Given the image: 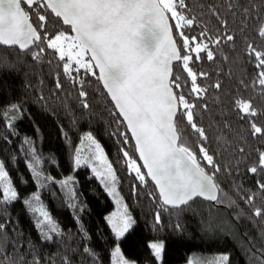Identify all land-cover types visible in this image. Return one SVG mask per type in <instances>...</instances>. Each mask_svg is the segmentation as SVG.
Returning a JSON list of instances; mask_svg holds the SVG:
<instances>
[{
	"label": "trees",
	"instance_id": "16d2710c",
	"mask_svg": "<svg viewBox=\"0 0 264 264\" xmlns=\"http://www.w3.org/2000/svg\"><path fill=\"white\" fill-rule=\"evenodd\" d=\"M221 2L188 0L190 5L203 7L193 8L199 24L192 30L185 29L186 34L197 35L199 41L203 38L198 33L207 26L210 36L229 33L236 37L234 42L210 44L213 60H208L205 52L200 53L199 60L192 53L189 67L197 74H207L197 76V84L206 87L207 92L200 96L191 93V78L179 62L174 64L173 71L185 81L179 91L196 104L195 120L208 136L207 141H202L187 121L182 120L178 124L183 138L194 151L203 143L221 167L216 179L228 199L219 204L199 200L180 209L161 207L155 184L147 176V183L142 184L129 170L123 151H128L139 165L142 163L126 123L97 77L81 69L71 73L75 79H69L63 69L64 61L53 49L45 47L40 58L35 59L31 51L0 45V91L4 96V99L0 96V160L4 161L5 170L21 197L11 203H0V224H6L0 233V243L14 259L22 256L19 264H33V257L40 264H64V257L70 264H113L112 249L117 243L123 254L138 264H188L189 260L211 259L221 254L229 255L228 264H262L264 215L257 217L253 213L255 208L264 209V190L258 187L264 183V171L254 174L249 169L257 166L259 154L264 152V135H253L251 128L252 122L264 127V96L260 94V86L252 84L258 69L254 58L247 53V45L253 43L264 48V37L258 35V27L264 23V10L261 0H251L253 11L245 23L239 12L232 16L221 9L220 18L228 20L225 28L216 16L208 13L209 5L219 6ZM32 22L36 24L35 15ZM67 28L54 15H49L44 31L54 33ZM173 32L175 35V28ZM177 43L180 44L179 39ZM32 51L38 49L32 46ZM224 56L228 59L224 60ZM96 72L98 76L97 69ZM217 81L221 82L220 89L213 87ZM81 91L87 96L82 97ZM239 99L251 100L257 115L246 116L238 109L235 101ZM14 104L19 105L20 111L10 110ZM13 114L16 119L9 128L7 117ZM85 132H91L102 144L115 170L119 192L135 221L119 239L107 220L114 207L112 197L90 166L75 169L73 163L75 150L82 141L85 145ZM122 132L128 133L127 144ZM31 148L40 157L39 168L45 176L56 181L73 177L76 207L70 206L73 203L70 194L59 183L49 181L44 187L37 184L27 166L33 160ZM240 148L244 151L240 152ZM200 155L197 151V156ZM206 170L212 171L210 166ZM141 171L145 173L143 167ZM36 192L60 229V234H51V240L43 238L36 227V216L23 204L24 198ZM253 194L255 201L249 204L247 197ZM201 202L222 210L220 216L228 224L222 233L216 235L202 223L198 205ZM154 241L164 244L162 260H157L150 248ZM86 248L90 252H85Z\"/></svg>",
	"mask_w": 264,
	"mask_h": 264
},
{
	"label": "snow or ice",
	"instance_id": "6c2138e0",
	"mask_svg": "<svg viewBox=\"0 0 264 264\" xmlns=\"http://www.w3.org/2000/svg\"><path fill=\"white\" fill-rule=\"evenodd\" d=\"M200 7L203 6L190 5L188 0H0V45L18 46L22 51H31L35 59L40 58L45 47L53 49L64 61L63 69L69 79H75L71 76L72 72L84 69L103 84L118 114L126 122L135 141V151L143 161L139 165L128 151H123L128 167L142 184L147 183L146 176L155 183L161 207L168 205L180 209L189 206L196 198L217 204L228 199L216 179L221 167L215 156L203 143L194 151L184 140L178 124L186 120L201 140L207 141L205 129L195 120L193 109L196 104L190 103L179 91L185 81L174 74L173 61L179 62V66L191 78V93L200 96L208 89L197 84V76L207 74H197L189 67V62L193 60L192 53H195L197 60L201 52L206 53L208 60H213L215 56L210 44L220 45L222 41L228 43L236 39L235 35L229 33L210 36L207 26L198 33L203 38L199 41L197 35L186 34L185 29L192 30L199 24L193 8ZM253 7L251 0L247 3L245 0H222L219 6L209 5L208 13L216 16L218 23L226 28L228 20L220 18L221 9H226L232 16L239 12L246 23ZM261 9L264 10V0H261ZM33 15L36 17L35 25L32 23ZM49 15H54L59 23L67 25V30L54 33L44 31ZM170 20L174 23H170ZM173 28L176 29L175 35ZM258 35L264 37V23L259 25ZM177 39L180 40L179 45ZM32 46L38 51H32ZM247 53L254 58L255 68L258 69L257 78L252 84H258L260 94L264 96V48L248 43ZM223 59L227 60L228 57L224 56ZM96 69L99 70L98 76ZM56 86L61 87L59 81ZM213 87L220 89L221 82L217 81ZM80 95L86 97L87 93L81 91ZM235 104L246 116L257 115L251 100L239 99ZM83 106L87 108L88 104L84 102ZM203 107L206 109L207 105ZM10 110L13 113L20 111L19 105H11ZM7 119V127L11 128V121L16 116L13 114ZM251 128L253 135H264V127L257 126L255 122L251 123ZM120 134L127 144L128 133ZM83 140L88 142V154H82V141L81 147L74 153L75 168L90 166L112 195L117 182L112 164L91 132L86 133ZM25 143L31 145L32 142L26 140ZM31 151L33 160L27 166L37 184L44 187L49 181L59 183L70 194L73 201L70 206L76 207L75 190L71 186L73 177L56 181L45 176L39 168L40 157L35 155L34 148ZM197 151L201 154L199 157ZM239 151L243 152L244 149L240 148ZM202 161L206 163L202 164ZM206 166H210L212 171H207ZM141 167L147 170L146 173L141 171ZM258 170L264 171V152L259 154L257 166L249 169L254 174ZM258 187L264 190V183L258 184ZM255 198L253 194L247 197V202L253 204ZM19 199L21 197L5 170V163L0 160V203ZM23 204L36 216V227L41 230L45 240H51L53 233L60 234L39 193L24 198ZM253 214L260 217L264 215V209L255 208ZM155 218L159 224V213ZM107 220L117 239L123 237L135 223L126 207L122 214L113 213ZM5 228L6 224H0V233ZM150 248L155 258L162 260L164 244L151 243ZM84 251L90 252V249ZM112 256L114 264H128L119 247L115 248ZM22 259V256L14 259L0 243V264H19ZM229 259L228 254H221L211 259L189 260L188 264H228ZM63 260L64 264H70L67 257ZM33 264H40L39 259L33 257Z\"/></svg>",
	"mask_w": 264,
	"mask_h": 264
},
{
	"label": "rangeland",
	"instance_id": "374dc122",
	"mask_svg": "<svg viewBox=\"0 0 264 264\" xmlns=\"http://www.w3.org/2000/svg\"><path fill=\"white\" fill-rule=\"evenodd\" d=\"M0 96L4 99V96H3V94H1V91H0ZM86 133H88V132H85V134ZM96 140H97V138H96ZM98 141V140H97ZM99 142V141H98ZM100 145H101V147L103 148V146H102V144L100 143ZM81 147V146H80ZM103 150H104V148H103ZM104 152H105V150H104ZM82 154L83 155H87L88 154V142L85 140V145H83V152H82ZM106 154V153H105ZM106 157H107V160L110 162V160H109V157H108V155L106 154ZM111 163V162H110ZM138 164V163H137ZM83 166V165H82ZM112 167H113V165H112ZM91 168V167H90ZM75 169H77V168H75ZM114 169V168H113ZM129 170H131L130 168H129ZM93 173V172H92ZM94 174V173H93ZM95 175V174H94ZM96 176V175H95ZM104 187H105V185L104 184H102ZM106 188V187H105ZM106 190H107V193L109 194V190H108V188H106ZM37 193V192H36ZM110 195V194H109ZM110 197H112V199H113V202H114V207H113V209L112 210H110V212L108 213V215H107V218L108 217H110V216H112L113 215V213H116L117 215H119V214H122L124 211H125V207L127 208V212L130 214V212H129V209H128V207L126 206V204H125V201H124V199H123V196H121V193L119 192V189H118V186H117V182H116V186H115V192L112 194V195H110ZM199 200H201V199H196L194 202L196 203V202H199ZM202 201H204V200H202ZM205 202H207V201H205ZM203 202H201V203H199L198 205L200 206H198L200 209H201V211H202V214H201V216H200V218H201V220H202V223L204 224H206V227L207 228H209V229H212L210 232H214L216 235L217 234H219V233H222L223 232V229L222 228H224V227H226V224L227 223H225L224 222V218H223V216H220V213L222 212V210L221 209H216V208H210V205H206V204H202ZM212 203H214V202H212ZM203 211H205V213H207V216H205L206 214L203 212ZM222 215V214H221ZM34 216V215H33ZM205 220H206V222H205ZM55 222V221H54ZM56 223V222H55ZM110 225V224H109ZM228 225V224H227ZM211 227H214V228H216V229H218V230H214L213 228H211ZM110 228L112 229V227H111V225H110ZM221 229H222V231H221ZM152 243H162L161 241H154V242H152ZM116 247H119L120 248V245L117 243L116 245H115V247L112 249V251H114L115 250V248ZM121 250V249H120ZM121 255L123 256V258L125 259V260H127L128 261V264H138V262L137 261H132V260H130V259H128L124 254H123V252L121 251ZM112 262H113V264H114V258L112 257Z\"/></svg>",
	"mask_w": 264,
	"mask_h": 264
},
{
	"label": "water",
	"instance_id": "95a60500",
	"mask_svg": "<svg viewBox=\"0 0 264 264\" xmlns=\"http://www.w3.org/2000/svg\"><path fill=\"white\" fill-rule=\"evenodd\" d=\"M33 23V22H32ZM170 23H172V21H170ZM65 26H67V25H65ZM173 34H174V32H173ZM178 44V43H177ZM179 45V44H178ZM2 46H7V45H2ZM8 47H15V48H17L18 46H8ZM19 48V47H18ZM175 63H178V62H176V61H173V71H174V64ZM97 71H98V75H99V70L97 69ZM102 86H103V84H102ZM103 89H104V87H103ZM113 104H114V102H113ZM123 119V118H122ZM126 123V122H125ZM128 130V129H127ZM129 131V130H128ZM132 140H133V142L135 143V141H134V139L132 138ZM136 153H138V152H136ZM138 157H139V153H138ZM141 161V160H140ZM141 163L143 164V161H141ZM145 170V173H146V169H144ZM149 178V177H148ZM150 179V178H149ZM150 181L151 182H153L151 179H150ZM153 184H155L154 182H153ZM156 186V185H155ZM157 188V187H156ZM157 191H158V189H157ZM196 199H201V200H204V201H208V200H205V199H203V198H196ZM195 199V200H196ZM209 202H212V201H209ZM191 203V202H190ZM168 206V205H167ZM169 207H171V206H169ZM182 207H184V206H182ZM172 208V207H171Z\"/></svg>",
	"mask_w": 264,
	"mask_h": 264
}]
</instances>
